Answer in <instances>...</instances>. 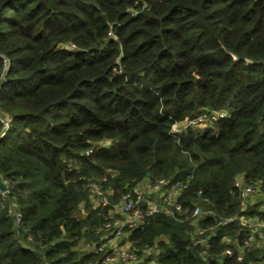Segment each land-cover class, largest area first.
I'll return each mask as SVG.
<instances>
[{
  "label": "trees",
  "instance_id": "trees-1",
  "mask_svg": "<svg viewBox=\"0 0 264 264\" xmlns=\"http://www.w3.org/2000/svg\"><path fill=\"white\" fill-rule=\"evenodd\" d=\"M0 177V264H103L99 227L144 180L182 181L202 228L264 217V196L240 209L233 185L264 195V0H0ZM216 228L209 263L189 220L156 213L120 236L133 264H264V247L236 259L239 223Z\"/></svg>",
  "mask_w": 264,
  "mask_h": 264
},
{
  "label": "built area",
  "instance_id": "built-area-1",
  "mask_svg": "<svg viewBox=\"0 0 264 264\" xmlns=\"http://www.w3.org/2000/svg\"><path fill=\"white\" fill-rule=\"evenodd\" d=\"M211 113L215 114L216 117L226 115L224 111H213ZM7 120L8 119H1L3 123ZM208 123H211V116L206 112L189 120L173 122L170 126L169 132L178 139V134L188 125L203 127L202 125H208ZM5 126H7V124ZM88 185L90 191L96 196V198L103 204L106 203L104 190L100 188V185L97 182H90ZM233 185L238 193L240 209H244L248 204V199L252 198L251 195L257 193L258 189L255 188L254 185L245 183L241 177H236ZM183 186L184 183L182 181L169 183L168 180L159 178L154 182H150L147 189L126 191L121 195V199L118 203L122 214L125 215V219L121 220L113 218L107 220L103 222L99 228L109 230L113 234L112 237L117 238L124 233L122 230L124 225H127L130 228L137 227L142 224L146 218L151 217L156 213H163L181 221L189 220L195 225V230L191 236L192 240L194 243L201 244L200 256L206 263H209L208 249L210 248V234H206V232H217L218 228H216V226L218 225L227 226L233 222H237L241 228H244L249 232V235L244 239L243 244L238 247V252L236 254L237 260L242 259L246 247H264V217L257 214L251 217H244L243 215L219 217L215 223L208 225L206 228H202L198 225V222L207 211L198 205H195L191 211H188L181 206L178 197ZM211 212L216 215L212 210ZM16 218L19 220V215H17ZM222 240L226 244L222 253L229 256L232 255L233 249L231 245H235L236 243L228 234H224ZM105 244L106 242L100 243L98 246L99 250L103 249ZM87 245L90 246L91 244H86V246ZM91 246L94 249V244ZM134 258L135 255L132 252L125 248H118L111 254L105 256L103 264H108L110 261L115 260L130 262ZM219 262H221V260ZM147 264H152V262H148Z\"/></svg>",
  "mask_w": 264,
  "mask_h": 264
},
{
  "label": "crops",
  "instance_id": "crops-1",
  "mask_svg": "<svg viewBox=\"0 0 264 264\" xmlns=\"http://www.w3.org/2000/svg\"><path fill=\"white\" fill-rule=\"evenodd\" d=\"M149 181H147V180H144V181H142L135 189H137V190H144V189H147V187L149 186ZM252 199V198H251ZM263 199V197L262 198H260L259 200H262ZM122 213V212H121ZM127 235V233L126 234H124V238H125V236ZM120 240V241H119ZM122 241V243H120ZM106 243H110L109 245L110 246H107V247H109V249H112V251H114L115 249H118V248H125V249H128L129 248V245H130V243H129V241H128V239H123L122 237H120L119 239L117 238V242H116V240L113 238V237H110L108 240H106L105 241ZM113 242H116V243H113ZM127 242V244H125ZM113 243V244H112ZM112 244V245H111ZM108 264H133V262L131 263V262H127V263H121V262H119L118 260H115V261H110Z\"/></svg>",
  "mask_w": 264,
  "mask_h": 264
},
{
  "label": "rangeland",
  "instance_id": "rangeland-1",
  "mask_svg": "<svg viewBox=\"0 0 264 264\" xmlns=\"http://www.w3.org/2000/svg\"><path fill=\"white\" fill-rule=\"evenodd\" d=\"M4 123H5V125L6 124H8V120L7 121H4ZM209 124V123H208ZM203 127H205L206 125H202ZM6 191V190H5ZM3 194V193H2ZM147 194H149V193H147ZM264 195L262 194V193H260L259 191H257V193H254V194H252L251 195V197H252V199L250 198V199H248V203H253V202H256V201H258L260 198H262ZM114 218H117V219H121V220H124L125 219V215L124 214H122L121 213V215L120 216H117V217H114ZM123 234H125V233H123ZM122 236H124V235H122ZM122 236H119V237H117L118 239L120 238V237H122ZM117 238H114L115 240H116V242H117ZM120 241V240H119ZM116 242H113V243H116ZM112 243V244H113ZM120 243H122V241L120 242ZM110 243H106L105 244V246H106V249L108 248L109 249V247H107V246H110L109 245ZM111 244V245H112ZM125 244H127V242L125 243ZM85 248H88L89 250H93V247L90 245V246H85ZM119 262H121V263H127V262H123V261H119ZM129 262V261H128Z\"/></svg>",
  "mask_w": 264,
  "mask_h": 264
},
{
  "label": "water",
  "instance_id": "water-1",
  "mask_svg": "<svg viewBox=\"0 0 264 264\" xmlns=\"http://www.w3.org/2000/svg\"><path fill=\"white\" fill-rule=\"evenodd\" d=\"M0 188H1L3 191L7 190V185H6V183L1 179V177H0Z\"/></svg>",
  "mask_w": 264,
  "mask_h": 264
}]
</instances>
